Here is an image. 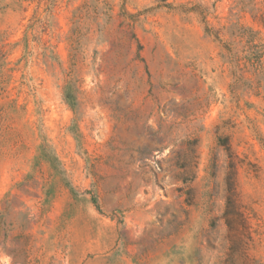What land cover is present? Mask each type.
<instances>
[{
	"label": "rangeland",
	"instance_id": "rangeland-1",
	"mask_svg": "<svg viewBox=\"0 0 264 264\" xmlns=\"http://www.w3.org/2000/svg\"><path fill=\"white\" fill-rule=\"evenodd\" d=\"M253 10L0 0V264H264ZM207 27L239 57L259 32L260 66Z\"/></svg>",
	"mask_w": 264,
	"mask_h": 264
},
{
	"label": "trees",
	"instance_id": "trees-1",
	"mask_svg": "<svg viewBox=\"0 0 264 264\" xmlns=\"http://www.w3.org/2000/svg\"><path fill=\"white\" fill-rule=\"evenodd\" d=\"M253 18V21L255 23L258 24H262L264 26V11L263 10H253L250 12ZM204 22L206 23V18H204ZM243 30H240V35L239 37L243 40H247V44L249 45V48L246 49L244 51V54H246V56L244 57H239V55H237L236 53H234L233 48H231L230 45H228L227 43H223V41L221 40V33L220 31H215L214 29H211L209 27H207L206 29V33L212 37H214L216 39V41L220 42L223 44L224 49L226 50L227 54L225 55L226 60H228V64L233 65V63H237V67H240V64L245 61L248 62L250 64H252L253 67H259L260 63H261V59L259 57V53H256L252 46H250L253 42L252 40L259 35V32L254 33L252 30H249L248 32H251L252 37H250L248 34L246 33V31L242 32ZM227 212H226V216L228 215H234V222L238 225H241L243 228H246V220L244 218V215L242 213H239L237 208L235 207V204L233 203V201L231 199L228 200V204H227ZM232 227H234V225H232Z\"/></svg>",
	"mask_w": 264,
	"mask_h": 264
}]
</instances>
